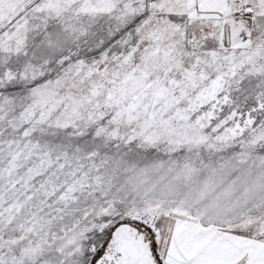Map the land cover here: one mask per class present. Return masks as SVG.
<instances>
[{"label": "snow or ice", "instance_id": "snow-or-ice-1", "mask_svg": "<svg viewBox=\"0 0 264 264\" xmlns=\"http://www.w3.org/2000/svg\"><path fill=\"white\" fill-rule=\"evenodd\" d=\"M0 264H264V0H0Z\"/></svg>", "mask_w": 264, "mask_h": 264}]
</instances>
